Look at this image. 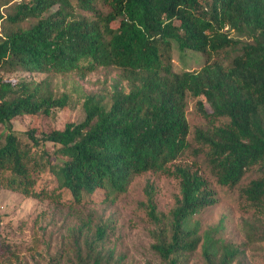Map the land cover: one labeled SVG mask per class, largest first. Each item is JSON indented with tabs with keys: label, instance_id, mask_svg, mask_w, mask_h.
Listing matches in <instances>:
<instances>
[{
	"label": "trees",
	"instance_id": "1",
	"mask_svg": "<svg viewBox=\"0 0 264 264\" xmlns=\"http://www.w3.org/2000/svg\"><path fill=\"white\" fill-rule=\"evenodd\" d=\"M0 27V69L45 74L0 76V174L10 172L8 186L45 197L34 173L47 169L54 188L81 203L100 190L124 193L142 173L174 175L179 192L169 210L158 209L152 188L146 193L151 249L161 262L189 264L200 248L204 264H247L242 245L219 235L221 223L202 231L195 215L216 203V193L199 167L176 161L190 148L192 96L203 117L220 121L196 130L211 174L264 215V0H0ZM173 42L206 62L175 71ZM212 53L224 58L209 60ZM100 68L117 75L109 92L85 94L81 121L30 127L27 141L13 129L16 116L67 107L70 96L58 94L53 76ZM253 169L257 177L241 185ZM108 228L71 230L76 264H121L102 247ZM247 238L264 240V230L250 224Z\"/></svg>",
	"mask_w": 264,
	"mask_h": 264
},
{
	"label": "rangeland",
	"instance_id": "2",
	"mask_svg": "<svg viewBox=\"0 0 264 264\" xmlns=\"http://www.w3.org/2000/svg\"><path fill=\"white\" fill-rule=\"evenodd\" d=\"M223 56L212 53L209 60L223 59ZM206 60V54L190 49L180 50L173 42L175 71L198 70ZM228 60L226 58V62ZM116 75L115 69L100 68L85 77L74 73L53 76L58 94L66 92L70 96L67 107L51 115L16 116L12 119L13 129L27 141L24 132L30 127L50 131L63 128L68 120L81 121L84 118L82 100L85 94L109 92ZM0 76L14 80H40L45 74L0 69ZM195 103L196 98L187 97L190 148L176 163L199 167L211 181L217 198L216 203L197 213L195 219L200 221L202 231L221 223L219 235L242 245L247 264H264V240L250 242L247 238L250 224L264 230V215H260L240 197L237 187L220 185L211 174L205 150L196 139V130L210 128L220 121L203 117L196 110ZM4 132L5 127L0 125L2 140ZM50 154L51 162H55L54 155L52 152ZM42 161L45 162V159ZM9 173L5 171L0 174V264H76L71 248V230L80 225L86 228L85 231L93 230L98 223L109 224L108 236L102 247L105 251H113L114 259H121V264H163L151 249L153 239L150 230L153 223L147 216L146 193L148 188H152L158 209L169 210L174 206V196L179 192V180L174 175L142 173L132 180L124 193L106 197L100 190L87 195L81 203H75L67 190L54 188L53 177L47 169L34 173L37 191L47 186L48 194L45 197L27 196L8 186L6 178ZM257 175L256 169L248 171L241 185L248 184ZM189 264H204L200 248L192 254Z\"/></svg>",
	"mask_w": 264,
	"mask_h": 264
}]
</instances>
